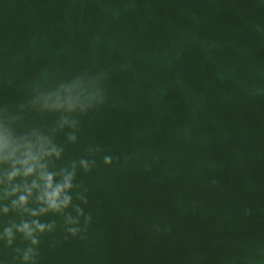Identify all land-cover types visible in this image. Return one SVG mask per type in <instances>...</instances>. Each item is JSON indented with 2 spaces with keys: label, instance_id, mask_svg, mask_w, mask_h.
<instances>
[{
  "label": "water",
  "instance_id": "1",
  "mask_svg": "<svg viewBox=\"0 0 264 264\" xmlns=\"http://www.w3.org/2000/svg\"><path fill=\"white\" fill-rule=\"evenodd\" d=\"M0 264H264V0H0Z\"/></svg>",
  "mask_w": 264,
  "mask_h": 264
},
{
  "label": "clouds",
  "instance_id": "2",
  "mask_svg": "<svg viewBox=\"0 0 264 264\" xmlns=\"http://www.w3.org/2000/svg\"><path fill=\"white\" fill-rule=\"evenodd\" d=\"M32 171H33V168L29 167L26 170L25 175L31 174ZM42 178H44L46 180V186L48 188H51L52 177L50 175H48V176H45V177H42ZM58 194H59V189L58 188L55 189L54 191H51V192H45V195L48 198L47 202H48L49 208H51V209H57L58 208V205L56 203V197L58 196ZM20 201H21V203H25L26 202V197L21 196L20 197ZM27 228H28V226L25 225L24 229H27Z\"/></svg>",
  "mask_w": 264,
  "mask_h": 264
}]
</instances>
